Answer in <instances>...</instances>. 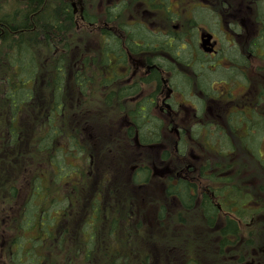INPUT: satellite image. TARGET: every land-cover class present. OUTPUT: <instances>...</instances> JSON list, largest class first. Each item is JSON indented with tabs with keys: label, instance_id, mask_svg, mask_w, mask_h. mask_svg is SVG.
Masks as SVG:
<instances>
[{
	"label": "trees",
	"instance_id": "1",
	"mask_svg": "<svg viewBox=\"0 0 264 264\" xmlns=\"http://www.w3.org/2000/svg\"><path fill=\"white\" fill-rule=\"evenodd\" d=\"M133 1L137 0H130L129 8L134 4ZM95 2L84 0L83 9H77L76 0H0V190L7 193L0 200V235L7 234L4 245L0 246V264H157L153 261L154 251L157 250L162 259L167 242L170 264H208L206 258L211 260L216 244L205 246L196 254L194 248L197 242L190 229L194 220L185 221L184 218L200 207L207 226L219 224L218 232L222 229V235L232 232L236 236L238 230L229 221L225 228H221L217 220L219 209L208 193L203 191L198 202L191 188L192 182L180 180L176 183L170 173L163 178L157 193L159 202L149 200L148 206L146 198L140 206V202H137L132 214L139 213V216L125 235L131 240L128 246H125L124 239L121 245L119 239L120 227L117 225V216L112 213L115 209L114 197L107 198L108 192H114L115 189L108 172L96 183L99 188H105L103 194L99 189L92 196V192L87 194L80 220H72L67 224L68 229L62 228L61 216L69 218L71 207L78 200L80 191L87 190V173L82 162L77 160L86 156L89 162L90 155L87 156L88 142L76 111H66L64 106L67 81L72 79L81 88L83 97H86L93 90V71L84 70L88 60H91L90 68L91 64L98 68L100 81L107 84L108 77L103 74L120 71L117 62L115 65L110 64L112 53L119 57L126 56L128 49L129 54H137L139 42L151 48L160 42L159 45H163L162 50L165 51L169 47L170 35L177 41H183L196 33L199 24L194 15L187 21L182 19L176 30L171 26L168 15L164 18V26L168 27L167 34H163L159 28L151 25L152 21L127 18L128 6L124 0H116L115 6L106 3L99 15L90 9V3ZM80 21L82 24H99V45L95 51L92 46L82 43L83 35L78 32ZM141 48L145 49L143 46ZM47 55L49 59L45 64ZM71 55H75L76 60L80 58V65L76 69H71ZM41 62L46 65L49 74V102L42 108L40 122L37 120L38 127L32 134V127H28L30 122L24 121L23 124L21 121L23 112H27L28 106L38 98V80L43 72ZM112 91L105 93V101L115 94ZM83 108L88 109L85 103L80 105L79 110ZM231 114L230 122L234 127H227L222 139L223 146L215 150L217 158H221L231 148L229 133L239 138L241 147L252 152H256L264 134V116L258 118L260 126L256 133L253 125L239 121L242 112L234 111ZM63 118L71 120L68 121L70 125L64 126L61 122ZM247 119L250 121V118ZM139 120L141 117L136 113L133 122L137 124ZM146 127H137L139 139L144 130L149 131ZM125 130L132 145L139 148L132 140L134 127ZM106 147L104 151L109 149V146ZM122 147L126 152H120L117 156L119 159H125L128 153L126 143H122ZM35 162L38 166L30 174L27 196L20 202L17 211L14 205L10 212L9 207L15 203L20 179L30 172ZM233 164L226 162L225 169L230 170ZM206 167L210 168L208 164ZM215 168H220L219 161ZM234 170L225 177H221L219 170L205 174L210 180L209 184L221 183L222 187L212 190L216 195L221 190L230 193L235 190ZM141 172L132 173L129 177L120 172L117 175L131 185L130 178L137 184ZM115 181L116 186L119 183L122 189V180ZM134 192L135 189L129 193L131 200L135 198ZM176 196L180 207L174 211L173 217L183 223H175L187 227L179 230L171 229L170 222L167 224V217H164V207L170 206ZM142 221H148L151 227H147L146 223L143 225ZM113 238L120 243L119 249L115 244L110 247ZM223 241L224 238L220 242Z\"/></svg>",
	"mask_w": 264,
	"mask_h": 264
},
{
	"label": "flooded vegetation",
	"instance_id": "2",
	"mask_svg": "<svg viewBox=\"0 0 264 264\" xmlns=\"http://www.w3.org/2000/svg\"><path fill=\"white\" fill-rule=\"evenodd\" d=\"M124 1L128 6L127 12L130 9V0ZM174 1L137 0L133 3L147 5L149 12H155L156 19L161 18L164 20L169 15L170 24L176 30L179 24L182 23V19L187 21L192 15H197V9L206 8L209 10L210 15L206 21V23L209 21V26L202 31L197 29L195 34H191L189 38H185L183 41H177L174 36L170 35L169 47L165 51H163V45H159L160 42H156L153 48L147 47L144 42H139L137 44L139 47L137 54H129L128 49H126V56L119 57L112 53L110 64L114 63L115 65V62H117L120 71L117 73L108 71L103 74L108 77L107 84L100 81L99 73H92L93 90L90 94L93 93L96 98L98 89L96 93L95 89L100 86L104 88L105 91L101 99H96L104 108H109L112 111L118 109V111L125 113L123 130L134 127L133 142L139 145V148L140 146L150 148L161 143V150L158 154L164 148L167 153L163 159L166 160L171 157L172 160L176 161L173 171L170 173L175 177V182L190 180L192 182L191 188L193 193L197 195L196 200L198 202L203 191H206L213 200L215 193L212 190L215 189V186L213 184L195 183V181L201 180L202 176L209 172H217L218 170L221 177H225L226 174H229L228 169H225L226 159L222 158L225 162H220V168L216 171L202 163L195 174H191L193 169H187L183 163L177 161L188 156V154L194 159H200L203 155L207 156L209 154V148L216 150V148L223 146L224 140L222 141V139L226 133L225 127L233 126L230 122L231 112H242L243 115H240L239 121H242L245 125L250 123L257 133L260 126L258 120L260 113L256 110L259 99L254 108H248L247 105L243 108H236L237 93L233 89H239L241 85L250 84L251 79L246 74V68L252 57L264 61V0H246L245 5L242 7H236L234 2H230L233 0H200L197 3L196 0H188L189 2L185 4L186 6L180 12L183 11V14L178 12L176 9L178 6L174 4ZM108 3L115 6L116 0H110ZM227 15H244L248 18L233 22L234 28L231 24L220 27L221 22L225 24ZM179 16L185 17L180 19ZM227 22H230V20ZM151 25L154 28H159V31L163 34H167L168 27L162 28L152 23ZM217 25L220 27L219 30L215 27ZM245 27L251 30L252 34L249 39L243 41L241 38ZM208 36L209 41L204 44V40ZM142 46L145 49H142ZM190 51L194 54L193 59L192 56L191 59L187 58L190 55L186 56ZM137 56L138 59L135 60L134 58ZM185 67L188 71L184 70ZM110 90H113L115 94L105 101L103 96ZM259 93L260 91H258ZM83 94L79 87V95L82 96V99ZM48 102L49 99L45 106L48 105ZM86 106L88 107L87 104ZM136 113L141 117L137 124L133 122ZM167 115L166 126H168V129H166L164 141L162 139L157 141L159 135L163 138L160 131L165 126V116ZM247 118H250V121ZM253 118L255 120H252ZM61 122L64 126L67 125L65 119ZM143 125H146L149 131L144 130L143 136L139 139L137 127ZM188 128L193 130L189 131ZM202 132L206 154H204L199 142L197 143ZM150 134L151 136H149ZM168 136L171 138L172 144L170 149L165 145V139ZM186 139L187 147H192L196 153L177 150L178 143H183ZM263 140L264 136L261 141ZM195 142L196 144L193 146ZM246 150L252 165L258 169L259 164L262 178L260 177L259 180V175H257L255 178L244 179L246 174L242 172L240 175L241 168L235 167L233 174H237L236 179L241 178L243 184L248 188V192L240 190V188H243L242 184L239 187L235 184V195L231 193V200L228 204L225 202L221 206L214 202L220 214H222L218 219L220 227L225 228L229 221L238 230V234L236 233L235 236L232 232H226L225 235H222L221 229L216 243L220 257L219 264H264V152L261 153L258 146L256 152H252L248 148ZM195 162L192 160L191 165H195ZM144 167L147 168L138 162V164L131 167L129 174L143 171ZM166 176L167 173L162 175L161 178H166ZM226 185L225 183L224 187ZM176 200H178L177 196ZM226 205L227 210L225 209ZM260 229L262 232H260V241L257 243L255 237ZM223 238L224 241L220 242Z\"/></svg>",
	"mask_w": 264,
	"mask_h": 264
},
{
	"label": "rangeland",
	"instance_id": "3",
	"mask_svg": "<svg viewBox=\"0 0 264 264\" xmlns=\"http://www.w3.org/2000/svg\"><path fill=\"white\" fill-rule=\"evenodd\" d=\"M78 5L76 6L77 9H83L82 5L84 4V0H76ZM110 0H96L95 3H90V9L92 12L96 13L99 15L101 11L103 10L104 6L106 3H108ZM200 0H196V3L199 2ZM189 2L188 0H175L174 4L177 5L178 7L176 8L178 12L180 13L182 8H184L186 3ZM231 3H235L236 7H242L245 5L246 0H233L230 1ZM235 7V6H234ZM153 10V9H152ZM176 10V11H177ZM197 19L200 20L198 24V29L199 31L204 30L207 28L208 22L206 23L209 15V10L206 8H200L197 9ZM155 12H149L147 5H144L142 3H137V4H132L130 9L126 12L127 18H142L145 20L152 21L155 26H160L164 28V20L156 19V16L154 14ZM183 14V11L182 13ZM194 16V15H192ZM191 16V17H192ZM180 17H185V16H180ZM247 19L248 16L244 15H227V20L225 21L223 18V21H225V24L221 22V26L223 25H230L234 28V23L236 21H240L242 19ZM251 18V15H250ZM182 19V18H180ZM252 19V18H251ZM219 20V18H218ZM230 22H227L229 21ZM253 20V19H252ZM220 21V20H219ZM179 24V22H177ZM78 32L79 34L83 35L82 36V43H86V45L92 46L93 50L95 51L99 45V24L96 25H89L85 22L83 24L78 22ZM218 30L220 27L217 25L215 26ZM252 34V31L249 30L248 28L245 27V31L242 36V40L246 41L247 39L250 38ZM196 40V39H195ZM186 53V50H185ZM189 56L187 58L193 59V52L190 51L186 54V56ZM49 59V56H45V61L44 63L46 64ZM135 60L138 59V56L134 58ZM91 60H88L84 64V70L85 72L93 71L92 73H98L96 65L91 64V67L89 66ZM43 62H41L43 72L40 73V79L38 80L39 84V89H38V98L35 100V103L31 104L27 108V112H23L22 116V123L25 121L27 123L30 122L28 127H32V134L33 130L38 127L37 125V120L40 122L41 116L40 114L43 112L42 108L46 105L48 101V96H49V88L47 87V79L49 77V74L47 73V67ZM70 64H71V69H76L80 65V58L78 60L75 59V55L70 56ZM83 65V64H82ZM185 71H188L187 67L184 69ZM91 73V74H92ZM246 74H248V77L251 79L250 84L248 83L247 85H241V87L234 88L233 90L235 91L236 94V100H237V107L236 108H243L245 105H247L248 108L255 107L256 102H259L257 104L256 110L259 111L260 116H264V61H261L258 58H251L250 61L248 62L247 68H246ZM68 76H72L71 73H69ZM217 88V86L215 85ZM248 90H245V89ZM98 89V95L96 98H99V100L102 97L103 92L105 91L104 88L97 87L95 89ZM238 89V91H237ZM258 91L260 93L258 94ZM258 96V98H257ZM80 97V101H79ZM93 96V93L83 97L79 95V86L77 84H74L72 79H69L67 81V86H66V93H65V108L66 111H70L71 113L76 111L77 117H79V124L82 125L81 127L84 128L85 132V138L88 142V153L87 156L89 155V162L86 160L88 157L84 156L83 158H80L81 160H77V162H82L84 165V171L87 173V190L80 191L79 198L78 200H75V204L73 208L71 207V211L69 212V218L64 219L61 216L62 220V228L68 229L67 224L72 222V220L77 221V219L80 220L81 217V211L83 207L86 205V200L85 197L87 194L91 193V196L99 189V191L103 194V191L105 188L101 187L99 188L97 184L99 181L104 177L105 173L108 172V176L113 180V184L115 185L114 192L109 191L108 196L109 197H114V203H115V209L112 211L113 214L117 216V225L120 227V238L121 239V245L123 243L124 239V244L125 246H128L131 240L129 237L125 236L128 234L129 230L131 227H133L136 223V219L139 216V213L132 214L134 212V208L137 205V202L139 206L144 204L145 198H146V203L148 206L149 200L150 201H155L159 202V197L157 195L159 189L162 186L163 178H161L162 175H165L166 173L169 174L173 171V167L176 164L175 160H172V158H168L166 160L163 159V157L158 154V152L161 150L160 144L151 146L150 148H144L140 146V148L132 145L131 140L126 137V132L123 130V121H124V114L121 111H118V109H115V111L110 110L109 108H104L103 105L98 101ZM172 100V99H170ZM83 103L88 105V109H81L79 110L80 105ZM93 104V105H92ZM75 106H77V110H72ZM164 114V113H163ZM251 115V114H250ZM167 119L168 115L165 116V126L162 128L160 131V134H163V138L159 135V138L157 141H164V135L166 134V129H168L167 124ZM68 121H71L69 119L66 120V124H69ZM24 124V123H23ZM231 127V126H229ZM151 136V134L149 135ZM264 136V134H263ZM262 136V137H263ZM147 137V136H146ZM203 137L204 134L203 132L201 133L199 141V144L201 145L204 154H206V147L203 144ZM229 138V143H230V150H227L224 152V154L221 155V158H217L214 154L211 156L208 154L207 156L203 155L200 159L199 158H192V156H186L182 159H179L177 162L178 163H183L184 166L188 168L193 169L191 174H195L198 167L200 164H208L210 168L214 171L217 169L215 168L217 165V162L224 163V159H226V162H232L234 163L231 166V169L228 170L230 172L233 170V168L238 167L241 168V173L246 174L244 176V179H250V177L255 178L257 175H259V180H260V173L261 169L258 164V169L256 166L254 167L252 165V161L249 158V155L247 154L248 151L241 147V143L239 142V138L235 135H232L231 133L228 134ZM147 140L149 141L148 137ZM122 143H126V148L128 153L125 155V159H119L117 156L120 154V152H126L124 147H122ZM196 144V142L193 144V146ZM105 146H107L106 151H104ZM182 151H187L188 153H196V151L192 147H187V139L184 140L182 146H181ZM258 149H260L261 153L264 152V140L260 142L258 145ZM197 151H201L200 149H196ZM160 156V157H156ZM206 158H211V159H206ZM199 159V160H198ZM141 164L145 165L147 168L141 172L139 175V181L137 184H134L132 182V178H130V184L126 183L124 178L120 179L117 173H122V175H125L129 177V170L134 164H138V162ZM192 160L196 161L195 165L192 164ZM88 162V163H87ZM76 163V162H74ZM37 163H33V167L31 168L30 172L27 173L24 177L20 179L19 186L17 189V197L15 199V203L13 202L9 210L12 212L13 206L15 205V211H17L18 205L20 202L24 199L25 196H27V193L30 189V185L28 186L30 174L33 171H36L37 169ZM112 169V173H111ZM135 169V168H134ZM250 170V171H249ZM10 175H11V170ZM150 171V175H149ZM238 172V171H237ZM12 175L16 176L15 173H12ZM149 175L147 178L146 176ZM237 178V174H236ZM235 178V183L239 187L242 184L243 188H240L242 192H248V188L243 184L241 181V178L236 179ZM262 178V177H261ZM146 179V180H145ZM115 180H122V184L124 185L123 188L119 186V183L116 186V181ZM128 180V179H127ZM262 181V179H261ZM210 182L209 179L204 180V183ZM97 183V184H96ZM260 183V182H259ZM215 189L218 187H222L221 183L220 184H214ZM90 187V188H89ZM131 188V189H130ZM133 188V189H132ZM135 189L134 195L135 198L133 200L130 199L129 193ZM236 191V190H235ZM235 191H232L233 195H235ZM227 193V195H226ZM7 196V193H3V191L0 190V200L2 199L3 196ZM154 195V197H153ZM231 193L228 192L227 190H221L218 192V194H215V198L213 199L214 202L217 204H220L221 206L224 205L226 202L227 204L231 200ZM104 197H106V194L104 193ZM106 198V199H107ZM197 206H199L197 204ZM180 207L178 200H176L175 197H173L172 203L168 207H164V217H167L165 220L167 224L170 222L171 224V229H178V228H187L183 227L179 223H183L178 220L177 217H173L174 211H177L178 208ZM117 209L118 212L116 211ZM225 209L227 210V205L225 206ZM194 213L190 214L187 216L185 221L187 220H194L193 227L190 228L192 229V233L195 235V241L197 242V246L194 248V252L196 254L200 253V250H203L205 246H213L218 242V237H219V224L214 226V227H209L206 225L204 221V216L203 213L199 207L198 211H193ZM222 214L220 212L217 213V220L219 217H221ZM147 219V216H145ZM60 220V221H61ZM175 221L179 222L178 224L175 223ZM143 225L145 223L147 224V227H151V225L148 223V221H142L141 222ZM159 226V224H157ZM161 227V226H159ZM70 229V228H69ZM262 229V228H261ZM259 230L258 235L255 237L256 242L260 241V232L262 230ZM179 230V229H178ZM177 230V231H178ZM71 233L73 230H70ZM7 235V234H6ZM6 235L1 236L0 235V246L4 245V240ZM68 236V235H67ZM113 237V236H112ZM116 238V237H114ZM110 240V247L111 245H117V248H120V243L115 241V239ZM72 242V241H71ZM68 243V242H67ZM68 244L65 246L67 247ZM168 246L169 243L167 242L166 245L164 246L162 259L160 256H158V251H154V262L157 264H170L171 260L169 259V256L167 254L168 251ZM112 252V251H110ZM127 253V252H123ZM220 253V252H219ZM195 254V255H196ZM195 257V256H194ZM219 254L217 251V247L213 251L211 255V260L209 258H206V261L208 264H219ZM164 261V262H163ZM172 263V262H171Z\"/></svg>",
	"mask_w": 264,
	"mask_h": 264
},
{
	"label": "water",
	"instance_id": "4",
	"mask_svg": "<svg viewBox=\"0 0 264 264\" xmlns=\"http://www.w3.org/2000/svg\"><path fill=\"white\" fill-rule=\"evenodd\" d=\"M208 41H209V36H208V38H207V39H205V40H204V44H207V43H208Z\"/></svg>",
	"mask_w": 264,
	"mask_h": 264
}]
</instances>
